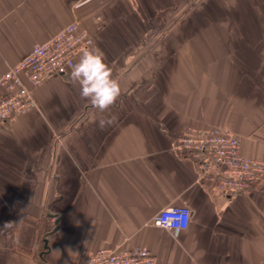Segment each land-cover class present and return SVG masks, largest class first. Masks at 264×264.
<instances>
[{"label":"crops","instance_id":"crops-1","mask_svg":"<svg viewBox=\"0 0 264 264\" xmlns=\"http://www.w3.org/2000/svg\"><path fill=\"white\" fill-rule=\"evenodd\" d=\"M74 19L121 95L101 112L70 68L0 122V229L14 223L0 264H78L103 247H144L156 264H264V179L222 194L174 148L189 127L220 126L264 159V0H0V77ZM169 206L191 210L176 238L154 223Z\"/></svg>","mask_w":264,"mask_h":264},{"label":"built area","instance_id":"built-area-1","mask_svg":"<svg viewBox=\"0 0 264 264\" xmlns=\"http://www.w3.org/2000/svg\"><path fill=\"white\" fill-rule=\"evenodd\" d=\"M94 44V38L77 19L48 40L36 43L25 58L0 77V122L11 121L34 107L36 98L32 88L47 77L66 75L77 54ZM23 73L27 74L31 87L25 85ZM174 148L195 161L200 181L210 182L222 194H248L264 179V159L245 156L240 138L229 129L189 127L175 140ZM169 207L183 213V229L187 228L190 208ZM78 264H156V257L144 247H103L82 257Z\"/></svg>","mask_w":264,"mask_h":264},{"label":"clouds","instance_id":"clouds-1","mask_svg":"<svg viewBox=\"0 0 264 264\" xmlns=\"http://www.w3.org/2000/svg\"><path fill=\"white\" fill-rule=\"evenodd\" d=\"M70 80L80 88L83 99L101 112L114 106L121 95L120 83L112 76V69L105 62V57L99 49H84L79 61L72 65ZM110 119H101L98 122L100 130L110 126ZM155 226L176 238L185 227L183 213L175 208L164 207L154 220ZM14 226L6 223L4 231Z\"/></svg>","mask_w":264,"mask_h":264},{"label":"water","instance_id":"water-1","mask_svg":"<svg viewBox=\"0 0 264 264\" xmlns=\"http://www.w3.org/2000/svg\"><path fill=\"white\" fill-rule=\"evenodd\" d=\"M57 222H58V220L55 223H57ZM46 247H47V245H46Z\"/></svg>","mask_w":264,"mask_h":264},{"label":"rangeland","instance_id":"rangeland-1","mask_svg":"<svg viewBox=\"0 0 264 264\" xmlns=\"http://www.w3.org/2000/svg\"><path fill=\"white\" fill-rule=\"evenodd\" d=\"M193 1H195V0H193ZM61 30V29H60ZM55 35V34H54Z\"/></svg>","mask_w":264,"mask_h":264}]
</instances>
